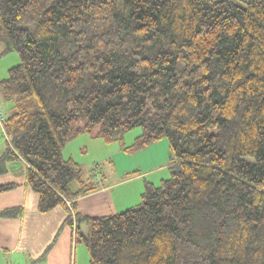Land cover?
I'll use <instances>...</instances> for the list:
<instances>
[{
    "label": "trees",
    "instance_id": "trees-1",
    "mask_svg": "<svg viewBox=\"0 0 264 264\" xmlns=\"http://www.w3.org/2000/svg\"><path fill=\"white\" fill-rule=\"evenodd\" d=\"M9 52L0 175L24 160L90 264H264V0H0ZM85 133L128 153L168 139L169 177L124 211L79 213L98 186L64 152Z\"/></svg>",
    "mask_w": 264,
    "mask_h": 264
},
{
    "label": "crops",
    "instance_id": "crops-1",
    "mask_svg": "<svg viewBox=\"0 0 264 264\" xmlns=\"http://www.w3.org/2000/svg\"><path fill=\"white\" fill-rule=\"evenodd\" d=\"M4 148L0 143V155ZM171 159L170 146L165 140L151 144L134 156L123 152L120 146L103 177L93 180L98 188L78 198L77 211L89 215L82 206L84 199H113L115 188L167 167ZM27 168L24 160L19 159L10 163L9 172L0 175V185L17 184L13 189L0 192V209H23L20 216L0 217V264H87L83 255L79 258V252H84L82 243L75 240L71 227L64 225L67 217L64 208L39 211V195L26 183ZM81 230L86 233L84 224Z\"/></svg>",
    "mask_w": 264,
    "mask_h": 264
},
{
    "label": "rangeland",
    "instance_id": "rangeland-1",
    "mask_svg": "<svg viewBox=\"0 0 264 264\" xmlns=\"http://www.w3.org/2000/svg\"><path fill=\"white\" fill-rule=\"evenodd\" d=\"M19 62L20 57L16 52H9L0 56V80L7 77L8 69L14 65H17ZM0 100H2L1 96ZM5 103L7 109L9 110L11 103ZM141 132V127H136L132 130H129L125 133V142L127 144H131L135 137ZM0 139V143L5 146L7 142L6 137L0 134ZM161 140H165L169 143L168 139L166 138ZM161 140L159 141L161 142ZM120 146L121 145L119 142L108 144L102 139L93 138L89 134L85 133L68 144L64 155L65 157L72 156L76 161H78L82 166L84 179L88 183L93 184V180L95 178L103 177V173L106 171L108 166H110L111 157L114 156L116 150H119ZM143 149H140L134 153H128L123 149L122 150L129 156H134ZM166 163L164 162L163 164L165 165ZM167 177H169L168 166L165 168L162 167L157 169L155 172L149 173L141 179L128 182L118 188H115L114 192L116 193L114 198L108 200L109 202L105 200H97L96 198L94 199V197H89L82 201V206L84 207L85 211L89 213V215H105L124 211L125 209L136 206L141 202V194L145 190L146 182L160 185L162 179ZM80 246L83 248L84 252H79V258L81 259V255H83L84 259L87 260V264H90V257L87 247L84 245V243H82Z\"/></svg>",
    "mask_w": 264,
    "mask_h": 264
},
{
    "label": "built area",
    "instance_id": "built-area-1",
    "mask_svg": "<svg viewBox=\"0 0 264 264\" xmlns=\"http://www.w3.org/2000/svg\"><path fill=\"white\" fill-rule=\"evenodd\" d=\"M7 117H8V109H7L6 103L0 100V134L4 135L6 137V140L9 141L10 139L7 134L6 127H5V122H6ZM68 203L70 204V201H68Z\"/></svg>",
    "mask_w": 264,
    "mask_h": 264
}]
</instances>
